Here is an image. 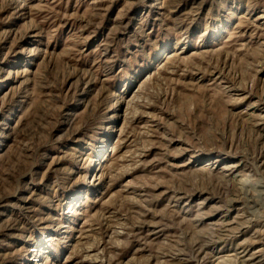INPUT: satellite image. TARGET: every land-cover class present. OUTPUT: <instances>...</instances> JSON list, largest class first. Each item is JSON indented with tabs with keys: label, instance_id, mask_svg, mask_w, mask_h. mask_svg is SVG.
<instances>
[{
	"label": "rangeland",
	"instance_id": "obj_1",
	"mask_svg": "<svg viewBox=\"0 0 264 264\" xmlns=\"http://www.w3.org/2000/svg\"><path fill=\"white\" fill-rule=\"evenodd\" d=\"M0 264H264V0H0Z\"/></svg>",
	"mask_w": 264,
	"mask_h": 264
},
{
	"label": "bare ground",
	"instance_id": "obj_2",
	"mask_svg": "<svg viewBox=\"0 0 264 264\" xmlns=\"http://www.w3.org/2000/svg\"><path fill=\"white\" fill-rule=\"evenodd\" d=\"M252 96V95H251ZM134 117V116H133ZM262 120V119H261ZM31 139V138H30ZM127 157V156H126ZM132 157V156H131ZM250 186V185H249ZM244 188H245V186H244ZM248 188V187H247ZM242 189V188H241ZM246 189V188H245ZM245 189H243V190H245ZM247 190V189H246ZM251 200V199H250Z\"/></svg>",
	"mask_w": 264,
	"mask_h": 264
}]
</instances>
